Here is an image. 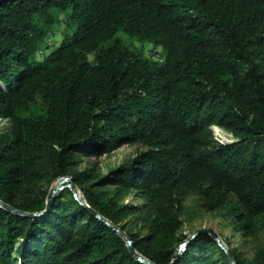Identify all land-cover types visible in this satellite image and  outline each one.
Returning a JSON list of instances; mask_svg holds the SVG:
<instances>
[{"label":"trees","instance_id":"obj_1","mask_svg":"<svg viewBox=\"0 0 264 264\" xmlns=\"http://www.w3.org/2000/svg\"><path fill=\"white\" fill-rule=\"evenodd\" d=\"M60 22L62 40L37 58ZM0 117V201L39 213L0 206V264H146L89 210L124 231L119 218L136 207L71 170L75 152L136 142L148 148L113 180L155 200L156 214L143 238L125 234L146 259L170 264L181 221L159 199L173 189L207 184L215 206L228 191L246 217L264 215V0H0ZM212 125L234 140L217 141ZM66 176L87 207L64 186L47 209L49 185ZM188 245L173 264H230L207 233Z\"/></svg>","mask_w":264,"mask_h":264},{"label":"rangeland","instance_id":"obj_2","mask_svg":"<svg viewBox=\"0 0 264 264\" xmlns=\"http://www.w3.org/2000/svg\"><path fill=\"white\" fill-rule=\"evenodd\" d=\"M65 32L66 29L63 23H58L52 32L47 35V39L45 38L39 45L37 58H41L51 47L57 46ZM118 36L125 44H131L134 47L141 46L146 55L152 52L149 43L140 45L138 41L121 32L118 33ZM8 124L5 118L0 117V131L5 130ZM211 131L213 137L219 142L228 143L234 140L233 135L229 131L217 125H212ZM147 148L144 144L136 142L118 146L107 153L97 156L75 152L76 162L71 168V170L85 171L92 175L91 179L85 181L83 185L92 183L91 189L100 193L102 198H110L117 205L136 207L134 211L126 212L120 216L119 225L124 227V233L132 234L138 238H143L149 234L153 227L152 219L156 214V201L147 195H143L135 187H130L125 192L126 187L113 180V176L119 167L131 162ZM102 179H105V181L101 183ZM70 181L72 182L71 179ZM57 183L58 180L49 185V192L52 191ZM67 183L68 181H65L63 185ZM205 186L207 184L203 185L199 190L179 186L159 199L160 202L174 210L181 221L180 228L177 231V236L180 237V240L176 243V248L195 231L199 229L211 230L220 245L233 258L236 257L244 263L255 264L258 251L264 250V215L251 219L246 217L236 196L228 191L223 193V204L215 206L217 201L215 195L211 197L208 194H204L203 189ZM68 188L73 194L71 187L68 186ZM74 188L76 197L82 199L81 186L74 184ZM205 233L213 237L209 232ZM181 235H184L185 238L182 239ZM187 248H189V245L180 254L185 252ZM190 252L188 251V253Z\"/></svg>","mask_w":264,"mask_h":264},{"label":"water","instance_id":"obj_3","mask_svg":"<svg viewBox=\"0 0 264 264\" xmlns=\"http://www.w3.org/2000/svg\"><path fill=\"white\" fill-rule=\"evenodd\" d=\"M65 181H68L67 184H64L63 183ZM64 186L68 187L70 186L71 189L73 190V196L83 205L87 206L86 204H84V202L80 199V198H77L76 195H75V188H74V184L70 181V178L69 177H62L60 179H58V183L57 185H55V187L52 189L51 192H49L48 194V199H47V202H46V208L49 209L50 206H51V202H52V199L54 197V195L56 194V192L60 189H62ZM0 206L6 208V209H10V210H13L21 215H28V216H37L39 215V213H25V212H20L18 210H15L14 208H12L11 206L3 203L2 201H0ZM89 208V207H88ZM89 210L94 213L99 219L103 220L107 225L111 226L116 232H118L123 238L124 240L126 241V244H127V247H128V250L130 251V253H132L136 259H138L139 261H142V262H145L146 264H154L153 262L149 261L148 259H146L144 256H142L141 254H139L133 247V243L132 241L130 240V238L119 228V227H116L114 226L110 221L106 220L105 218H103L100 214L94 212L91 208H89ZM205 232H209L215 239V241L220 245L219 241L216 239V236L214 235V233H212L211 230H206V229H199L197 231H195L194 233H192L186 240H184L181 244H179V246L175 249V252H174V255H173V259L172 261L170 262V264H173L176 260V258L180 255V253L186 248V246L188 245V243L190 242L191 239H193L197 234H200V233H205ZM221 246V245H220ZM222 247V246H221ZM223 248V247H222ZM223 250L225 251V253L227 254L228 256V259L230 261V264H236L235 263V259L232 257V255L226 250L223 248Z\"/></svg>","mask_w":264,"mask_h":264},{"label":"built area","instance_id":"obj_4","mask_svg":"<svg viewBox=\"0 0 264 264\" xmlns=\"http://www.w3.org/2000/svg\"><path fill=\"white\" fill-rule=\"evenodd\" d=\"M153 54H154V57L155 58H157L158 60H162V56H161V51H160V49H155L154 50V52H153Z\"/></svg>","mask_w":264,"mask_h":264}]
</instances>
